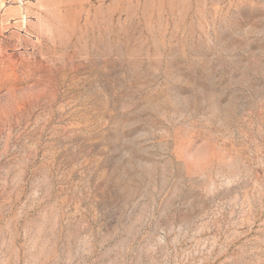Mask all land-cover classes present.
<instances>
[{"label": "rangeland", "instance_id": "obj_1", "mask_svg": "<svg viewBox=\"0 0 264 264\" xmlns=\"http://www.w3.org/2000/svg\"><path fill=\"white\" fill-rule=\"evenodd\" d=\"M15 1L0 264H264V0Z\"/></svg>", "mask_w": 264, "mask_h": 264}, {"label": "bare ground", "instance_id": "obj_2", "mask_svg": "<svg viewBox=\"0 0 264 264\" xmlns=\"http://www.w3.org/2000/svg\"><path fill=\"white\" fill-rule=\"evenodd\" d=\"M15 4L24 8V1L23 0H16ZM12 6H14V5L12 4ZM3 7H4L3 0H0V10ZM21 18H22V21H26L27 20V16H26L25 12L22 14Z\"/></svg>", "mask_w": 264, "mask_h": 264}, {"label": "built area", "instance_id": "obj_3", "mask_svg": "<svg viewBox=\"0 0 264 264\" xmlns=\"http://www.w3.org/2000/svg\"><path fill=\"white\" fill-rule=\"evenodd\" d=\"M25 22V21H24Z\"/></svg>", "mask_w": 264, "mask_h": 264}]
</instances>
